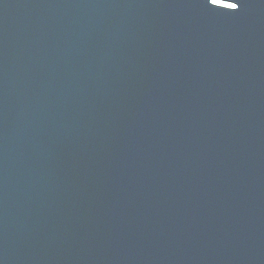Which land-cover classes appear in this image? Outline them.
<instances>
[{"label": "water", "instance_id": "obj_1", "mask_svg": "<svg viewBox=\"0 0 264 264\" xmlns=\"http://www.w3.org/2000/svg\"><path fill=\"white\" fill-rule=\"evenodd\" d=\"M235 2L0 0V264H264V0Z\"/></svg>", "mask_w": 264, "mask_h": 264}, {"label": "snow or ice", "instance_id": "obj_2", "mask_svg": "<svg viewBox=\"0 0 264 264\" xmlns=\"http://www.w3.org/2000/svg\"><path fill=\"white\" fill-rule=\"evenodd\" d=\"M208 2L218 9H227L229 12L232 13L238 12L241 7L240 3H225V0H208Z\"/></svg>", "mask_w": 264, "mask_h": 264}]
</instances>
